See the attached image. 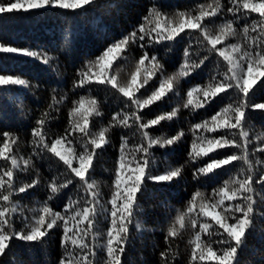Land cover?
<instances>
[{
	"label": "trees",
	"instance_id": "1",
	"mask_svg": "<svg viewBox=\"0 0 264 264\" xmlns=\"http://www.w3.org/2000/svg\"><path fill=\"white\" fill-rule=\"evenodd\" d=\"M2 2L8 3L9 0H2ZM252 2H259V0H252ZM153 5L161 13L166 14L160 17L161 23L163 24V21L167 19L170 26L179 23L177 13L197 10L199 5H204L205 10H208L207 5L220 6L219 18L211 17L204 21L213 32H217L218 26L224 21L233 19L232 13L227 11L229 7H233L230 0H94V3L86 5L83 9L47 7L0 15V42L9 46L30 47L33 50L42 49L57 58L53 61V67H50L34 58L0 53V75L19 76L28 80L33 86L25 88L21 85H0V146L6 139L2 136L3 132L7 131L18 137L17 144H12L9 139L11 151L8 155H16L24 159L31 155L32 129L36 127V121L41 114L49 111V106L55 102H59L56 103L55 108L51 109L52 116L55 118L46 125V128L51 129L53 133L63 136L65 129H69L70 125L77 122L82 124L85 118L88 120V132L97 139L102 129H108L105 139L110 142L102 149L96 150L97 155L93 158V167L90 170L92 179L96 181L97 189L101 193L100 204L104 205V208L97 205V215L91 230L92 234H96V238L93 239L92 234L87 237L89 247L93 248L96 253L94 258L89 256L92 264H107L108 261L106 247L103 246H106L107 232L111 227L110 200L115 190V169L120 155L121 137H129L127 147L130 150L139 143L138 137L132 136L134 128L110 127L112 116L124 108L127 98L110 85L96 83V80L100 78L97 74L115 76L118 87L128 86L131 73L135 71L143 50L137 45H130L126 59L117 57L106 70L99 65L93 67L91 83L78 88H74L73 83L80 79L77 69L83 67L86 61H94L107 46L138 28L144 22L143 17L148 15V10ZM261 19L264 17H261L259 13H251L246 21L240 20L234 24V27L242 29L245 23L250 25L253 20ZM198 31L186 29L185 33H182L176 40L164 41L149 48V54L158 57L164 65L166 74H178L183 64L184 49L189 43L187 33L198 34ZM250 35H256V33L250 31ZM226 42L240 43L243 47L245 38L243 33L238 31L236 36H229ZM206 65L187 77H178V83L174 85L173 92L169 93L164 100L142 110L141 114L146 119H154L178 109L173 120H164L159 125L153 126L151 134L154 137H171L181 129L186 133L184 139L177 144L153 149L156 160L153 174H163L169 167L181 165L185 167L182 178L174 179L171 183L146 181L143 194L137 193L139 208L135 219L140 222L141 229L137 231L134 224L129 226V242L124 245L125 251L121 254V264H164L165 257H162V253L168 257V264H216L213 260L192 261V249L195 247L192 241L199 227L193 230L186 217V228L180 229L179 223L175 220L179 213L187 212L192 197L198 190L201 196L196 198L195 208L190 214L193 217H196L202 204L215 203L210 198L214 190L224 187L226 182L233 179H243V171L247 168L243 161H234L207 176H202L199 181L192 178L194 168L203 167L210 162V157L221 159L225 154L231 155L233 151H236L231 148L217 149L216 152L209 153V156L189 162V153L192 150L193 139H195L191 131L192 125L201 123L205 119L210 120L212 115L229 103L227 98L221 99L224 94H220L204 108H194L195 104L203 100L201 92L194 93L191 98L192 105L184 107L188 103L187 92L191 88H205L213 83L211 77L216 73V58H213L211 62H206ZM143 67L151 68V64L146 61L142 66L137 84L142 83L145 78ZM226 70V63L221 59L220 71ZM156 87H158V80L154 78L139 91H135V86H133V91L136 97L145 98ZM53 89L56 90L55 93ZM253 93L254 102L264 103V77L253 86ZM81 99L84 101L81 112L70 116L69 113L73 107H80ZM92 101H96V105H93ZM94 108L100 111L99 116L95 114ZM249 117L247 127L251 129L250 135L253 140V144L249 146L251 150L256 143H259L257 137L264 139V110H251ZM211 126L210 123L209 127ZM219 134V132L211 133L201 130L197 136L212 138ZM79 136L82 134L74 132L73 145L64 143L58 147L61 151H66L75 146L76 151L79 152L81 148L76 140ZM198 146L206 148L207 143L198 141ZM48 156V159L35 161L42 181L50 179L58 170H64L62 162L57 157L52 156L51 153ZM255 157L264 160V153L256 152ZM128 159H132V154L128 155ZM5 164L10 167V160L5 161L0 158V165ZM18 175L26 182L34 178V174L29 173L21 172ZM124 178L126 179V174ZM228 187L237 186L228 183ZM75 191L74 186H69L68 189L48 201L49 206L54 211L63 212L68 196L73 195ZM49 195L47 187L39 186L14 197L21 205V209H18L13 217L17 229L23 227L19 219L21 210L28 217H32L33 209L37 210L38 214ZM245 195L252 196L257 212L254 215L253 228L246 233L245 244L238 250L237 259L239 264H264V216L259 214L264 212V184L253 183V191ZM236 202L238 201L225 199L220 207H205V211L211 215L219 214L223 217L229 205ZM211 215L204 216L201 213L196 217L197 225L207 220L214 227H218L215 221L211 220ZM173 224H175L178 235L166 241L168 230ZM200 235L201 248H204L206 252L204 246L208 244V235L206 232H200ZM62 236L63 229L61 228L50 230L49 236L44 238L42 244L14 239L10 242V250H6V256L0 257V264H59L61 258L65 256V250L61 245ZM212 239L215 240L218 237L213 236ZM217 247L213 245L214 250ZM199 252L200 249H197V255ZM173 256L174 259H172ZM79 258L80 254L77 252L73 259Z\"/></svg>",
	"mask_w": 264,
	"mask_h": 264
},
{
	"label": "snow or ice",
	"instance_id": "2",
	"mask_svg": "<svg viewBox=\"0 0 264 264\" xmlns=\"http://www.w3.org/2000/svg\"><path fill=\"white\" fill-rule=\"evenodd\" d=\"M92 3L94 0H9L8 3L0 0V15L40 10L47 7L83 9ZM230 3L233 4V7H229L227 11L232 13L233 19L221 23L217 32L208 28L204 21L206 18H219L221 13L219 5L216 7L207 5L208 10H205L204 5H199L197 10L179 12L176 14L179 17V23L171 26L167 19L163 21V24L161 23L160 17L166 14L161 13L153 5L148 10V15L143 17L144 22L138 28L107 46L94 61H86L83 67L77 69L80 79L74 81V88L83 87L86 83L92 82L93 67L99 65L106 70L117 57L126 59L130 45H137L143 50V55L138 60L135 71L131 73V81L128 86L118 87L115 76L97 74L100 78L96 80V83L110 85L127 98L124 108L112 116L110 127L134 128L132 136L139 139V143L130 150L127 147L129 137H121L120 155L115 169V190L110 200L111 227L107 232L106 246H103L107 251V264H121V254L125 251L124 245L129 242V226L134 224L137 231L141 229L140 222L135 219L139 208L137 193L143 194L145 182L171 183L174 179L182 178L185 167V165L169 167L163 174H153L156 163L153 149L177 144L184 139L186 133L181 129L171 137H154L151 134L153 126L159 125L164 120H173L178 109L159 115L154 119H146L141 114L142 110L164 100L169 93L173 92L174 85L178 83V77L189 76L202 66H207L206 62H211L213 58H216V73L211 77L213 83L205 88H191L187 92L189 99L184 107L192 105L191 98L194 93L201 92L203 100L195 104L194 108H204L220 94H224L221 99L227 98L229 103L212 115L210 120L205 119L201 123L192 125L191 131L195 139H193L192 150L189 153V162L209 156V153L216 152L217 149L231 148L236 151H233L231 155L225 154L221 159L210 157V162L203 167L194 168L192 178L199 181L202 176H207L234 161H243L247 168L243 171V179H233L226 182L224 187L214 190L210 198L215 203L212 205L202 204L200 211L196 213V217L201 213L204 216H209L211 214L205 211V207H220L225 199L238 201L229 205L223 217L219 214L211 215V220L215 221L218 227H214L207 220L197 225L196 217L190 215L195 208L196 198L201 196L199 190L192 197L187 212L179 213L175 220L179 223L180 229L186 228V217H188L193 230L199 227V231L195 233V239L192 241L195 244L192 249L193 262L213 260L216 264H239L238 250L245 244L244 238L246 233L253 228L254 215L257 212L252 196L245 195V193L253 191V183L264 184V160L255 157L256 152L264 153V139L257 137L259 143H256L250 150L249 146L253 144V140L250 135L251 129L247 127L250 119L249 112L264 110V103H256L253 100V86L260 78L264 77V19L253 20L250 25L245 23L242 29L235 28L234 24L240 20L246 21L251 13H259L261 17H264V0H259V2L230 0ZM149 25L151 27H148ZM186 29L199 31L198 34L187 33L189 43L184 49L183 64L179 73L168 75L158 57L154 54L150 55L148 49L164 41L176 40L182 33H185ZM238 31H241L245 38L243 47L240 43L226 42L229 36H236ZM250 31L256 35H250ZM0 53H15L34 58L50 67H53V61L57 59L42 49L33 50L30 47L9 46L2 42H0ZM221 59L227 66V70L223 72L220 71ZM146 61L151 64V68L143 67L145 78L142 83L137 84L138 76ZM154 78L158 80V87L151 90L145 98L136 97L133 86H135V91H139ZM0 85L33 87L28 80L13 75H0ZM145 90L148 91L147 88ZM55 92L56 90L53 89V93ZM56 103L59 102L50 105V110L42 113L41 117L37 119L36 127L32 129L31 133L33 137L32 153L27 159L8 155L11 151L9 139L12 144H17L18 137L7 131L2 133L6 139L0 146V158L5 161L10 160L11 166L0 165V257L6 256V250H10V242L14 239L42 244L44 238L49 236L50 230L62 228L61 245L65 250V256L61 258L59 264H92L89 256L94 258L96 253L93 248L89 247L87 237L92 234L97 205L100 208H104V205L100 204L101 193L97 189L96 181L92 179L90 170L93 167V158L97 155L96 150L102 149L110 142L105 139L108 129H102L97 139L88 132V120L85 118L82 124L77 122L70 125L69 129H65L63 136L57 135L51 129L46 128L50 120L55 118L52 116L51 109L56 107ZM92 104L96 105V101H92ZM79 105L80 107H73L70 110V116L81 112L84 105L83 99L79 101ZM94 111L97 116L101 114L96 108ZM210 123L211 127H209ZM201 130L211 133L219 132L220 134L212 138L197 136ZM74 132L82 134L76 138L81 150L77 152L76 147L72 146L66 151H61L58 146L64 143L73 145ZM89 137L91 138L89 139ZM198 141H206L207 147H199ZM49 153L62 162L64 170H58L50 179L42 181L35 161L48 159ZM129 154H132V159H128ZM21 172L34 174V178L30 182L21 180L18 175ZM125 174L126 179L124 178ZM228 183L237 187L229 188ZM39 186H45L49 190L48 200L43 202L38 214L37 210L33 209L32 217L25 216L21 210L19 219L23 227L17 229L13 217L17 210L21 209V205L19 200L14 197ZM69 186H74L76 191L73 195L68 196L63 212L54 211L48 201L68 189ZM259 214L264 216V212ZM229 220L232 222L229 223ZM200 232H206L208 235V244L204 246L206 252L204 248H201ZM177 235V229L173 224L168 230L166 241ZM213 236L218 239L213 240ZM92 238L95 239L96 234H92ZM213 245L218 246L216 250ZM197 249H200L199 255H197ZM77 252H79L80 258L74 260L73 257ZM161 255L165 257L164 264H168L166 254L162 253Z\"/></svg>",
	"mask_w": 264,
	"mask_h": 264
},
{
	"label": "rangeland",
	"instance_id": "3",
	"mask_svg": "<svg viewBox=\"0 0 264 264\" xmlns=\"http://www.w3.org/2000/svg\"><path fill=\"white\" fill-rule=\"evenodd\" d=\"M12 54H15V53H12Z\"/></svg>",
	"mask_w": 264,
	"mask_h": 264
}]
</instances>
